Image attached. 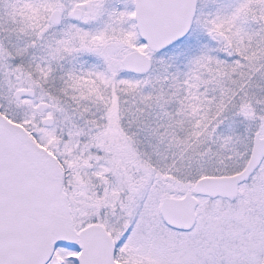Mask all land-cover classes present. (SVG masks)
I'll return each instance as SVG.
<instances>
[{
	"label": "snow or ice",
	"instance_id": "1",
	"mask_svg": "<svg viewBox=\"0 0 264 264\" xmlns=\"http://www.w3.org/2000/svg\"><path fill=\"white\" fill-rule=\"evenodd\" d=\"M0 264H264V0H0Z\"/></svg>",
	"mask_w": 264,
	"mask_h": 264
}]
</instances>
